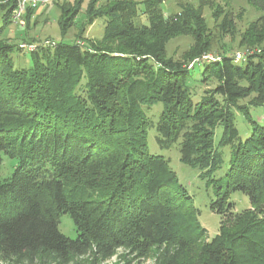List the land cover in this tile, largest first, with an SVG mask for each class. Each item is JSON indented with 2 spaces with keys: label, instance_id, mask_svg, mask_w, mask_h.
<instances>
[{
  "label": "trees",
  "instance_id": "obj_1",
  "mask_svg": "<svg viewBox=\"0 0 264 264\" xmlns=\"http://www.w3.org/2000/svg\"><path fill=\"white\" fill-rule=\"evenodd\" d=\"M244 1L260 14L243 32L249 51L237 61L227 51L194 61L208 52L204 21L186 8L166 13L163 0H111L93 45L83 35L30 50L0 40V167L1 153L15 161L0 177V263H98L127 247L154 252L155 264H264V119L250 113L264 105V0ZM16 4L0 0V32ZM72 18L61 8L62 33ZM185 34L194 38L188 56L166 57ZM15 50L29 54L30 66L15 67ZM156 103L153 121L146 109ZM233 110L251 124L244 139ZM149 128L215 187L209 207L220 224L210 240L169 161L149 153ZM226 147L228 167L212 178ZM234 191L248 208L234 209ZM61 214L76 238L59 231Z\"/></svg>",
  "mask_w": 264,
  "mask_h": 264
},
{
  "label": "rangeland",
  "instance_id": "obj_2",
  "mask_svg": "<svg viewBox=\"0 0 264 264\" xmlns=\"http://www.w3.org/2000/svg\"><path fill=\"white\" fill-rule=\"evenodd\" d=\"M111 0H49L48 2L32 7L29 18H24V13L19 19H13L0 32V40L7 44L20 45L30 50L32 46L44 41H64L72 42L83 35L84 43L96 44L100 39L104 18L101 16L105 6ZM163 10L166 13L181 9L192 10L204 21V36L207 40L208 52L206 57L196 58L194 61L214 60L223 52H231L235 60L238 55L243 56L249 48L242 43V35L246 26L259 16V11L244 0H163ZM63 8L64 15L73 13L71 26H67L62 33L59 27L58 18ZM0 12V25H1ZM82 41H79L81 43ZM194 45V38L191 34L180 35L173 38L166 47V57L182 59L188 56L189 50ZM25 46V47H24ZM31 46V47H30ZM15 67H28L31 59L28 53L14 51L11 54ZM240 60V59H239ZM237 61V60H236ZM215 84L210 80L208 84L197 86L196 96H200L204 90H208ZM197 99V98H195ZM248 98L242 99L238 104H247ZM162 111V104L156 103L146 109L147 115L153 121L158 119ZM236 116V127L241 139H244L250 129V123L245 121L240 113L233 110ZM250 113L253 120L262 122L264 119V105L251 107ZM215 140L219 138L220 128H216ZM156 131L149 128L147 131V146L150 154L161 155L169 161V165L176 173L179 184L186 189L192 197L194 205L199 209L198 220L205 228V236L210 240L218 232L220 216L213 212L209 205L215 198V187L207 183V178L199 176V170L181 161L177 144L170 148H161L155 140ZM229 148L223 149V164L213 173L212 178L222 177L228 167ZM2 163L0 167V177L9 176L15 165V161L4 153H1ZM230 201L234 203V209L241 211L248 208V197L239 192L230 193ZM58 229L61 233L70 238L77 237V231L73 220L68 214L59 216ZM2 264V263H0ZM69 264H155L154 252L148 251L133 252L127 247L118 248L116 253L98 263L86 257H78Z\"/></svg>",
  "mask_w": 264,
  "mask_h": 264
},
{
  "label": "built area",
  "instance_id": "obj_3",
  "mask_svg": "<svg viewBox=\"0 0 264 264\" xmlns=\"http://www.w3.org/2000/svg\"><path fill=\"white\" fill-rule=\"evenodd\" d=\"M49 0H17L15 9L12 12L13 19H19L22 13L25 12L28 6L36 7L38 5L44 4ZM25 47V46H24ZM242 56L238 55L236 60L241 59Z\"/></svg>",
  "mask_w": 264,
  "mask_h": 264
}]
</instances>
